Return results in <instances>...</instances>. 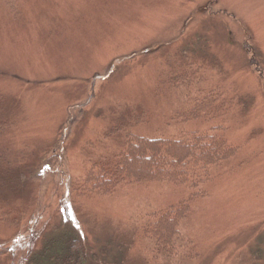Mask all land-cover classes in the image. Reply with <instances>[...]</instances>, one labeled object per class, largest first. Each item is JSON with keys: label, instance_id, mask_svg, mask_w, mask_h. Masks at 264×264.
<instances>
[{"label": "rangeland", "instance_id": "obj_1", "mask_svg": "<svg viewBox=\"0 0 264 264\" xmlns=\"http://www.w3.org/2000/svg\"><path fill=\"white\" fill-rule=\"evenodd\" d=\"M193 133L236 149L197 185L81 195L129 134ZM0 151V264L59 230L89 264H264V0H0ZM183 202L187 246L158 252L146 228Z\"/></svg>", "mask_w": 264, "mask_h": 264}, {"label": "trees", "instance_id": "obj_2", "mask_svg": "<svg viewBox=\"0 0 264 264\" xmlns=\"http://www.w3.org/2000/svg\"><path fill=\"white\" fill-rule=\"evenodd\" d=\"M214 106L212 97L196 100L183 118L209 117L207 112ZM235 152L236 149L217 134L193 133L181 139L129 134L126 149L120 156L92 169L85 176L81 195L112 194L127 182L197 185L208 168L231 158ZM3 158L0 151V161ZM189 212V202H183L177 208L154 215L156 221L147 226L146 233L155 240L158 252L176 256L180 246H187L181 237L180 225ZM63 231L66 230H59L57 235L46 238L41 249L28 258L27 264H89L78 233L62 234Z\"/></svg>", "mask_w": 264, "mask_h": 264}]
</instances>
